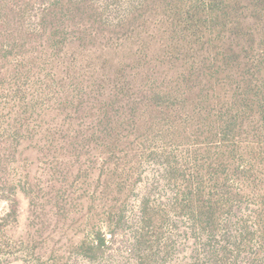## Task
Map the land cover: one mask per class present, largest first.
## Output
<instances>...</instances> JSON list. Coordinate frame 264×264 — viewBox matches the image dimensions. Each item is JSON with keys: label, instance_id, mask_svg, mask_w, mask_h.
<instances>
[{"label": "rangeland", "instance_id": "rangeland-1", "mask_svg": "<svg viewBox=\"0 0 264 264\" xmlns=\"http://www.w3.org/2000/svg\"><path fill=\"white\" fill-rule=\"evenodd\" d=\"M125 5L0 0V264H152L148 254L188 264L221 240L207 242L170 204L165 154L190 169L195 152L208 153L195 134L210 126L189 104L176 108L181 99H159L177 109L170 118L152 110L183 61L162 65L158 46L145 50L118 26ZM229 176L221 192L240 193L234 220L263 234L246 242L247 231L226 264H264L257 197ZM144 203L154 211L136 252Z\"/></svg>", "mask_w": 264, "mask_h": 264}, {"label": "trees", "instance_id": "trees-1", "mask_svg": "<svg viewBox=\"0 0 264 264\" xmlns=\"http://www.w3.org/2000/svg\"><path fill=\"white\" fill-rule=\"evenodd\" d=\"M126 2L117 25L130 32L134 29L131 38L140 45L147 43L145 50L158 46L154 50L162 65L183 61L179 81L163 91H154L151 99L156 106L152 110L163 114L162 118H170L177 109H159V99H181L176 108L189 104L190 110L199 112L210 126L195 134L201 145H207L204 151L208 153L199 158L195 152L190 169L180 167L179 161L186 159L175 161L170 153L164 156L167 163L163 178L170 182L174 211L190 217L192 228L201 232L207 242L221 238L206 248L205 257L188 264H226L235 247L248 238L247 231L250 238L246 242L254 238L256 231L246 223L247 216L234 220L241 210L235 203L240 193L221 192L231 172L235 174L232 179L239 180L257 197L253 213L264 221V0H139L134 5H130V0ZM147 15L150 18L143 21ZM137 20L143 21L145 30H141L142 24L139 27ZM142 53L137 54L139 61L145 57ZM178 128L164 130L172 135L179 132ZM152 206L144 203L140 212L136 252L140 251L141 242L146 243ZM158 259L153 254L145 257L152 264Z\"/></svg>", "mask_w": 264, "mask_h": 264}]
</instances>
